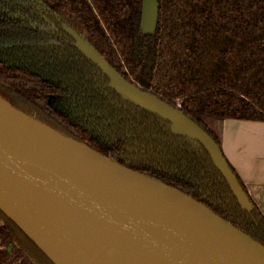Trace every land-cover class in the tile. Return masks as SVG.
I'll return each instance as SVG.
<instances>
[{"label": "trees", "instance_id": "obj_1", "mask_svg": "<svg viewBox=\"0 0 264 264\" xmlns=\"http://www.w3.org/2000/svg\"><path fill=\"white\" fill-rule=\"evenodd\" d=\"M141 2L0 0V96L186 193L264 245V215L231 165L249 211L201 146L108 88L55 21L74 29L128 82L197 122L222 151L225 119L264 122V0H158L152 33L141 31ZM0 264L52 263L0 212Z\"/></svg>", "mask_w": 264, "mask_h": 264}, {"label": "water", "instance_id": "obj_2", "mask_svg": "<svg viewBox=\"0 0 264 264\" xmlns=\"http://www.w3.org/2000/svg\"><path fill=\"white\" fill-rule=\"evenodd\" d=\"M158 0H142L152 33ZM73 46L121 98L202 147L242 209L252 203L214 139L116 72L74 29ZM0 212L52 264H264V245L186 193L129 169L26 115L0 96Z\"/></svg>", "mask_w": 264, "mask_h": 264}, {"label": "crops", "instance_id": "obj_3", "mask_svg": "<svg viewBox=\"0 0 264 264\" xmlns=\"http://www.w3.org/2000/svg\"><path fill=\"white\" fill-rule=\"evenodd\" d=\"M222 152L241 182L242 179L245 180L246 191L258 196L254 187H249V185L251 180L264 183V168L259 171V168L256 169L254 166L257 165L259 156H262L264 161V122L225 119Z\"/></svg>", "mask_w": 264, "mask_h": 264}, {"label": "rangeland", "instance_id": "obj_4", "mask_svg": "<svg viewBox=\"0 0 264 264\" xmlns=\"http://www.w3.org/2000/svg\"><path fill=\"white\" fill-rule=\"evenodd\" d=\"M261 122H263V121H261ZM254 166L256 167V169L258 167L259 168V171L262 168H264V161L262 160V156H259L257 158V165H254ZM257 173H258V170L256 171V174ZM241 183L243 184V186L244 185L247 186V184H246V182H245L244 179H242V182ZM250 183L251 184L249 185V187H251V186L254 187V189L258 193L257 194L258 196L252 195L249 191L248 192H249L250 195L249 194L248 195H249V197H252V200L255 201V204H257V206L259 207V209L262 210L263 215H264V183L262 181L261 182H257V180L256 181L255 180H251Z\"/></svg>", "mask_w": 264, "mask_h": 264}, {"label": "flooded vegetation", "instance_id": "obj_5", "mask_svg": "<svg viewBox=\"0 0 264 264\" xmlns=\"http://www.w3.org/2000/svg\"><path fill=\"white\" fill-rule=\"evenodd\" d=\"M36 18L39 19V17H36ZM40 19H41V22H42V23H45V24H46V21L44 20V18L40 17ZM55 21H56V23L59 24V26L62 25V22H60L58 19L55 18ZM39 25H41V23H39ZM61 28H62V27H61ZM72 41H73V40H72ZM72 44H73V42H72Z\"/></svg>", "mask_w": 264, "mask_h": 264}]
</instances>
